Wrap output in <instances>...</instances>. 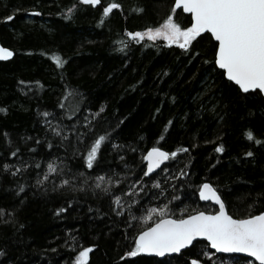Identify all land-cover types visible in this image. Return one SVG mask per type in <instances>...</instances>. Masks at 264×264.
I'll use <instances>...</instances> for the list:
<instances>
[{"label": "trees", "instance_id": "obj_1", "mask_svg": "<svg viewBox=\"0 0 264 264\" xmlns=\"http://www.w3.org/2000/svg\"><path fill=\"white\" fill-rule=\"evenodd\" d=\"M111 2L121 8L101 22L102 9ZM173 4L0 0V46L14 53L0 59V107L7 108L0 112V209L5 213L0 216V264H74L81 247L91 245L87 264H190L192 258L201 264H257L217 254L204 241L161 259L124 256L138 232L150 225L141 217L152 207L167 205L176 218L214 211L199 201L205 181L217 188L233 217L264 211V143L244 135L251 129L264 141V97L240 93L221 75L208 33L197 37L189 51L163 38L137 43L126 35L125 29L157 27L169 14L181 27L189 26L190 15L181 9L171 13ZM7 15L13 19L5 21ZM54 55L64 61L62 67ZM45 111L49 116L42 115ZM104 133L108 139L88 168V147ZM217 144L224 145L223 153L214 151ZM154 146L187 150L144 176L143 156ZM247 151L254 155L245 156ZM49 162L56 165L55 173H47ZM5 163L12 170L28 167L13 175L3 169ZM45 174L48 180L37 186ZM64 179L66 186L60 185ZM57 208L65 211L57 214Z\"/></svg>", "mask_w": 264, "mask_h": 264}, {"label": "snow or ice", "instance_id": "obj_2", "mask_svg": "<svg viewBox=\"0 0 264 264\" xmlns=\"http://www.w3.org/2000/svg\"><path fill=\"white\" fill-rule=\"evenodd\" d=\"M80 2L95 6L100 3V0H80ZM75 8L76 4L67 8L68 16L72 14ZM120 8L119 3H108L102 9L101 22H103V18L109 16L113 9ZM178 8H182L185 13H190L191 23L189 26L181 27L174 21L173 15L169 14L163 23L157 27H146L137 31L125 29L127 37L137 43L144 40L145 37L149 40L163 37L168 45H178L181 49L189 51L197 37L203 33H208L215 42L214 66L222 70L221 75L237 87L242 94L264 96V0H174L171 13H175ZM142 10V8L135 9L137 12ZM33 11L35 12V10ZM3 19L11 21L13 16L7 15ZM120 50H123V46ZM13 54V50L0 46V59H9ZM53 59L57 67L63 66L64 61L58 55H54ZM19 83L21 85L28 84L26 81ZM103 110L101 107L100 111ZM0 112H7V108L0 107ZM42 115L47 117L49 112L45 111ZM45 123L47 122L45 121ZM168 123L171 124V121ZM167 127L168 125L165 126V131ZM52 131L59 135L58 129L53 128ZM244 135L249 141L254 140L257 145L264 143V141L254 137L251 129L246 130ZM4 136L7 137L6 132ZM78 138L83 139L79 134ZM160 138L163 139V137ZM107 139L108 133L101 134L88 147L84 157L88 168L93 167L98 152ZM48 147H51V144ZM186 150L185 148H177L176 151L168 152L156 146L150 148L147 154L143 156V160L147 162V170L144 171V176L154 172V169L162 161L175 157L178 152ZM18 151L19 149L12 151L10 155L16 156ZM214 151L223 153L225 151L224 145L217 144ZM244 155L252 157L254 153L247 151ZM21 167L27 168L28 165L17 166L14 170L7 163L3 165V169L12 171L13 175L20 172ZM56 171V165L49 162L47 173H55ZM179 174L185 175L183 171ZM96 179L103 181L105 178L98 176ZM47 180L48 175L45 174L43 178L36 180V184L37 186L44 185ZM116 182L119 183V181ZM139 183H141L140 180L135 181V184ZM68 184L69 180L67 179L60 181V185L66 186ZM95 186L99 188L100 184L97 183ZM24 187L23 184H20L18 186L19 192H23ZM104 190L108 191L107 188ZM131 190L129 188V191ZM198 191L201 200L214 201L219 206L218 210L214 212L195 211L190 215H181L176 218L169 213L167 205L160 208L152 207L146 215L141 217L145 222L151 221L150 225L146 223V226L138 232L135 236L134 247L130 251L124 252V256L134 257L138 253H154L159 256L171 253L183 254L182 249L187 250L197 237H203L217 251L248 253L259 264H264V212L234 218L227 211L224 199L213 184L205 181L199 186ZM114 200L115 203H120L119 196L115 197ZM63 211H65L63 208L56 209L57 214ZM4 214V210L0 209V216ZM94 247L95 245L81 247L75 257L74 264H87L89 253ZM0 255H4L3 249H0ZM189 255L192 254L189 253ZM204 255L209 256L211 254L205 252ZM190 264H201V261L192 258Z\"/></svg>", "mask_w": 264, "mask_h": 264}, {"label": "water", "instance_id": "obj_3", "mask_svg": "<svg viewBox=\"0 0 264 264\" xmlns=\"http://www.w3.org/2000/svg\"><path fill=\"white\" fill-rule=\"evenodd\" d=\"M178 9H181V10H182V8H178ZM182 11H183V10H182ZM184 13H185V12H184ZM187 14L190 15V13H187ZM263 97H264V96H263ZM151 148H152V147H151ZM149 149H150V148H149ZM149 149H148V150H149ZM148 150H147V151H148ZM163 150H164V149H163ZM147 151L145 152L144 155L147 154ZM165 151H166V150H165ZM167 161H168V160L162 161V162L160 163V165H159L156 169H154V172L149 173L147 176H149V175L155 173V172H156L157 170H159L164 164H166ZM144 162H145V171H146V170H147V162H146V161H144ZM207 182H208V181H207ZM203 183H204V182H203ZM209 183H210V182H209ZM198 197H199V191H198ZM199 201H200L201 203H210L211 205H213V206L215 207V210H214V211H217V210H218V207H219V206H218L217 204H215L214 201H211V200H207V201H206V200H201L200 197H199ZM200 211H204V210H200ZM214 211H212V212H214ZM262 212H264V211H262ZM191 214H192V213H191ZM189 215H190V214H189ZM230 215H231V214H230ZM234 218H236V217H234ZM197 241H204V242H206V243L208 244L210 250L213 251V252H215V253H217V254L243 256V257L248 258V259L254 261L255 263L259 264V262L256 261L254 257H251L250 254H248V253H236V252H233V253H223V252L217 251L216 249L212 248L211 245H210V243H209L205 238H203V237H197V238L193 241V243H194V242H197ZM190 246H191V245H189L188 248H189ZM181 251H183V249H182ZM143 254H144V255H147V256H154V257H157V258H160V259H161V258H164L165 256L177 255V254H179V253L165 254L164 256H159V255H156V254H154V253H152V254H149V253H143Z\"/></svg>", "mask_w": 264, "mask_h": 264}, {"label": "rangeland", "instance_id": "obj_4", "mask_svg": "<svg viewBox=\"0 0 264 264\" xmlns=\"http://www.w3.org/2000/svg\"><path fill=\"white\" fill-rule=\"evenodd\" d=\"M157 38H163V37H157Z\"/></svg>", "mask_w": 264, "mask_h": 264}]
</instances>
